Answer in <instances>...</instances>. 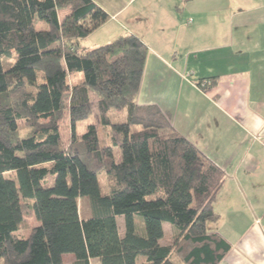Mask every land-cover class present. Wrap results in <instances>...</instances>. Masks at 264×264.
Returning <instances> with one entry per match:
<instances>
[{
    "label": "trees",
    "instance_id": "trees-1",
    "mask_svg": "<svg viewBox=\"0 0 264 264\" xmlns=\"http://www.w3.org/2000/svg\"><path fill=\"white\" fill-rule=\"evenodd\" d=\"M110 18L96 0H0V262L220 264L232 246L209 225L221 219L226 173L168 113L138 105L149 54L141 32L82 49ZM94 107L104 142L97 121L79 132ZM25 208L37 222L28 238Z\"/></svg>",
    "mask_w": 264,
    "mask_h": 264
},
{
    "label": "crops",
    "instance_id": "crops-1",
    "mask_svg": "<svg viewBox=\"0 0 264 264\" xmlns=\"http://www.w3.org/2000/svg\"><path fill=\"white\" fill-rule=\"evenodd\" d=\"M96 1L111 18L94 34L116 39L128 28L149 47L138 105L168 113L226 173L221 219L209 225L232 246L220 264H264V0ZM203 79L216 87L201 90ZM163 228L161 243L171 244L174 231Z\"/></svg>",
    "mask_w": 264,
    "mask_h": 264
},
{
    "label": "rangeland",
    "instance_id": "rangeland-1",
    "mask_svg": "<svg viewBox=\"0 0 264 264\" xmlns=\"http://www.w3.org/2000/svg\"><path fill=\"white\" fill-rule=\"evenodd\" d=\"M113 40H115V37H111L110 34H108L106 31H100V32H97L96 34H94L93 36H91L89 39L87 38L86 40H84L81 44L82 46V49H94V48H97L99 46H103V45H106V44H109L110 42H112ZM97 108L94 107V115H92V117L87 120V121H84L82 123V125H80L79 127V132L81 134H83L85 131H86V128L89 124H91L92 122H98L99 123V133H100V137L102 139V141L104 142L105 141V135H104V132H103V129L101 127V123H100V119H99V115H98V112H97ZM111 117H112V120L114 122H124L126 120V117L124 115H118L116 113H112L111 114ZM28 129L23 125L21 124L20 125V134L22 137H26L27 134H28ZM115 157H116V161L119 162L121 160V153L119 151V149H116L115 150ZM99 180H100V183L102 185V193L104 195L107 194V190L103 187H105V184H106V181H105V178L103 176V174H100L99 175ZM51 185V184H50ZM83 209L85 211V213H87L88 211V206L86 205V203H83ZM24 220H25V225L24 227L22 228L21 232H20V235L23 236L24 238H28L29 234H30V229L31 227L35 226L37 224L36 222V219L34 217V214L33 212L28 209V208H25V217H24ZM119 222H121L122 224V228H124V218L121 217L119 218ZM230 221L228 220V223ZM229 225H231V223H229ZM167 241H165L164 243L166 244ZM74 260V256L73 255H67L66 258H65V262L66 264H70L72 263ZM0 264H3L2 262H0Z\"/></svg>",
    "mask_w": 264,
    "mask_h": 264
}]
</instances>
